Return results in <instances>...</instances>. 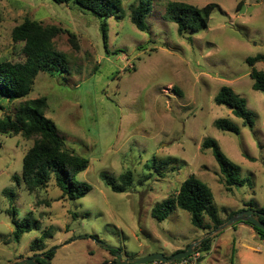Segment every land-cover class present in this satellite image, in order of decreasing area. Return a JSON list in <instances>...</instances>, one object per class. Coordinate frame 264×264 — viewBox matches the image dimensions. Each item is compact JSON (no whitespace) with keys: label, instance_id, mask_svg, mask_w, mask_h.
<instances>
[{"label":"rangeland","instance_id":"1","mask_svg":"<svg viewBox=\"0 0 264 264\" xmlns=\"http://www.w3.org/2000/svg\"><path fill=\"white\" fill-rule=\"evenodd\" d=\"M138 1L120 0L123 17L107 18L104 43L101 18L76 4L0 0V61L25 60L24 42L14 41L12 31L26 18L76 35L78 49L67 32L54 38L68 68L39 73L30 94L7 102L0 115L15 112L22 100L47 96L46 116L66 146L89 159L76 177L92 186L84 197L67 199L52 178L45 189L30 193L12 177H22L34 138L2 135L0 264L50 249L51 264H103L118 256L138 258L141 250L168 256L184 250L214 229L196 228L179 207L160 222L151 212L191 174L212 189L222 219L248 204L264 208V92L253 89L247 63L248 57L264 55V0H242L240 7L241 0H181L218 5L208 27L184 35L165 17L167 0H154L148 29L139 30L130 18ZM255 68L264 70V61ZM223 86L246 99L255 117L252 129L231 108L215 103ZM218 118L231 119L240 133L219 130ZM207 138L241 165L248 178L244 186L226 188L212 150L202 148ZM128 170L133 182L127 191L115 192L105 183L104 174L121 183ZM4 189L14 192L12 204ZM10 206L18 221L32 226L19 241ZM234 240V264H264V239L245 222L216 235L199 264H231Z\"/></svg>","mask_w":264,"mask_h":264},{"label":"trees","instance_id":"2","mask_svg":"<svg viewBox=\"0 0 264 264\" xmlns=\"http://www.w3.org/2000/svg\"><path fill=\"white\" fill-rule=\"evenodd\" d=\"M57 4H76L84 12L91 13L101 18V31L104 43L107 41L109 24L107 18L111 16L123 17V10L120 0H52ZM240 1L238 7L242 4ZM154 0H139L131 6L130 18L135 26L146 31L148 24L147 16L153 10ZM216 3H209L203 7L181 0H167L165 17L177 24V31L184 35L188 31L197 32L208 27V23ZM67 32L72 45L78 49L76 35L57 25H43L37 20L26 18L21 24L14 27L12 37L14 41L24 42L23 53L25 60L20 62L0 61V110L5 109L7 102L26 98L33 90L35 80L39 73L48 71L57 74L68 68L67 58L64 53L58 51L54 46V38L60 33ZM259 61H264V55L258 54L247 58V63L252 68L250 76L253 79L252 87L255 90L264 92V70H257L255 65ZM218 105H226L231 108L232 113L242 119L244 126L251 129L255 125L254 113L248 108L245 98L238 95L231 87L223 86L214 97ZM48 107L47 96L22 100L15 112L0 115V137L2 135H17L30 139L34 138L33 145L28 149L23 157L22 177L14 175L12 178L20 184L24 182L26 189L30 193L45 189L52 178L56 187L60 188L63 197L67 199H79L84 197L92 186L77 179V174L86 170L89 166V159L66 146L65 140L56 129L52 119L46 116ZM215 126L224 132L239 134L241 128L229 118H218ZM203 149H210L217 161L221 180L228 190L234 186H244L246 177L241 175L242 167L233 161L222 150L218 141L214 138H207L202 143ZM105 183L115 192L127 191L133 182V173L128 170L121 176V183L116 182L109 175L104 174ZM3 193L14 201L15 194L9 189H4ZM212 189L195 174L188 176L180 185L175 196L169 197L152 208V216L157 221L165 220L174 208L179 207L191 214V223L199 229L212 230L228 220L240 210L252 208L248 204L246 208L232 211L228 218L220 217L217 205L215 204ZM12 216L15 225L14 239L19 241L25 232L32 230L29 221H18L16 211L12 206L7 209ZM264 213V208L259 209ZM206 217L210 222H206ZM26 219V218H25ZM24 219V220H25ZM264 222V215L260 217ZM251 225L264 239V230ZM235 228V225L233 226ZM213 238L205 239L196 249L200 253L197 261L199 264L211 252ZM115 253V249H110ZM182 251L177 250L173 254ZM50 259L54 256L51 249L44 252ZM236 246L235 240L232 250L231 264L235 262ZM184 259V258H183ZM45 263L44 259H39ZM180 260H178L179 262ZM107 262V261H106ZM147 264H152L149 262Z\"/></svg>","mask_w":264,"mask_h":264},{"label":"water","instance_id":"3","mask_svg":"<svg viewBox=\"0 0 264 264\" xmlns=\"http://www.w3.org/2000/svg\"><path fill=\"white\" fill-rule=\"evenodd\" d=\"M262 215H264L263 212H260L259 210H255L253 208L240 210L236 214L231 216L228 220H226L224 223L219 225L217 228L206 233L197 242H193L189 244L186 249L177 252L175 254H172L171 256H168L162 252H154L138 258H128V257L122 258L121 256H118V258L115 261H107L104 262L103 264H147L155 260L173 263L175 261L182 260L183 258H186L189 255L195 253V251L197 250L196 248L200 246L205 239L213 238L216 235H218L220 232L233 227L237 223L250 222L254 224L256 227L264 230V222H262V220L260 219ZM40 258L44 259L45 263L40 262L39 261ZM8 264H51V259L49 256L45 255V253H36L31 257L13 259L12 261H9Z\"/></svg>","mask_w":264,"mask_h":264},{"label":"built area","instance_id":"4","mask_svg":"<svg viewBox=\"0 0 264 264\" xmlns=\"http://www.w3.org/2000/svg\"><path fill=\"white\" fill-rule=\"evenodd\" d=\"M200 257V253L198 251H195V253L189 255L188 257L178 261H175L173 263L169 262H162L159 260L152 261V264H197V261Z\"/></svg>","mask_w":264,"mask_h":264},{"label":"crops","instance_id":"5","mask_svg":"<svg viewBox=\"0 0 264 264\" xmlns=\"http://www.w3.org/2000/svg\"><path fill=\"white\" fill-rule=\"evenodd\" d=\"M177 250H178V249H177ZM156 252H158V251H156ZM138 255H139L140 257L146 256V254H145L144 251H142V250L138 253Z\"/></svg>","mask_w":264,"mask_h":264},{"label":"flooded vegetation","instance_id":"6","mask_svg":"<svg viewBox=\"0 0 264 264\" xmlns=\"http://www.w3.org/2000/svg\"><path fill=\"white\" fill-rule=\"evenodd\" d=\"M40 259H42V258H40Z\"/></svg>","mask_w":264,"mask_h":264}]
</instances>
